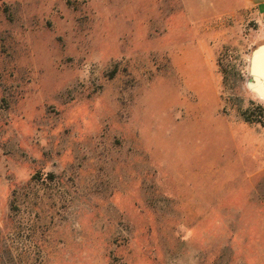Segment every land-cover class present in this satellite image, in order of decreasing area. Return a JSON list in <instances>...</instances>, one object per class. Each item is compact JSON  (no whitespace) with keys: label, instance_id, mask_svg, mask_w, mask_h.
Segmentation results:
<instances>
[{"label":"rangeland","instance_id":"obj_1","mask_svg":"<svg viewBox=\"0 0 264 264\" xmlns=\"http://www.w3.org/2000/svg\"><path fill=\"white\" fill-rule=\"evenodd\" d=\"M263 5L0 0V264H264Z\"/></svg>","mask_w":264,"mask_h":264},{"label":"water","instance_id":"obj_2","mask_svg":"<svg viewBox=\"0 0 264 264\" xmlns=\"http://www.w3.org/2000/svg\"><path fill=\"white\" fill-rule=\"evenodd\" d=\"M264 55V43L257 46L250 58V75L248 87L252 89L259 97L264 98V73L256 72L255 65L259 57Z\"/></svg>","mask_w":264,"mask_h":264},{"label":"bare ground","instance_id":"obj_3","mask_svg":"<svg viewBox=\"0 0 264 264\" xmlns=\"http://www.w3.org/2000/svg\"><path fill=\"white\" fill-rule=\"evenodd\" d=\"M255 70L256 72H258V74L264 73V55L259 57L258 60L256 61Z\"/></svg>","mask_w":264,"mask_h":264},{"label":"crops","instance_id":"obj_4","mask_svg":"<svg viewBox=\"0 0 264 264\" xmlns=\"http://www.w3.org/2000/svg\"><path fill=\"white\" fill-rule=\"evenodd\" d=\"M260 2L262 3V2H264L263 0H260ZM263 8H264V5H263ZM264 10V9H263ZM264 13V12H263Z\"/></svg>","mask_w":264,"mask_h":264}]
</instances>
